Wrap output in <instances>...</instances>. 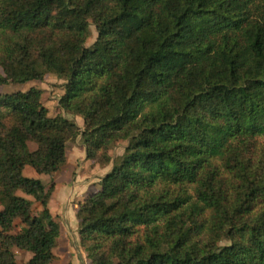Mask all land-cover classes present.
<instances>
[{
  "label": "trees",
  "instance_id": "obj_1",
  "mask_svg": "<svg viewBox=\"0 0 264 264\" xmlns=\"http://www.w3.org/2000/svg\"><path fill=\"white\" fill-rule=\"evenodd\" d=\"M0 68L65 80L85 127L0 94V264L53 263L56 185L24 171L54 176L78 136L101 165L128 141L79 205L88 264H264V0H0Z\"/></svg>",
  "mask_w": 264,
  "mask_h": 264
},
{
  "label": "rangeland",
  "instance_id": "obj_2",
  "mask_svg": "<svg viewBox=\"0 0 264 264\" xmlns=\"http://www.w3.org/2000/svg\"><path fill=\"white\" fill-rule=\"evenodd\" d=\"M90 30H91V37L87 42V47L89 48H91L94 45V43L98 38L96 27L93 24L90 26ZM2 77H5V74L3 70L0 68V79ZM65 86H66L65 80L59 78L55 74H49L44 78L43 81H33L25 85H18L13 83L0 84V94L2 95L13 94L18 91L27 92L33 88L41 90L42 91L41 101L43 105L46 108H48L51 117L64 116L70 120H74L78 124V126L83 130L85 127L82 117L67 113L60 107V100L65 94ZM29 146L32 151L37 149V145L35 143H30ZM127 147H128L127 140L120 141L110 151V156L112 158L111 163L101 165L99 163H95L94 161L90 160L91 163L88 166H84L83 168V164H81V162L86 158L87 155H86V149L84 147L82 136H78L68 143V150H67V157L69 161L68 170L72 171V178L70 180V184L75 185V187L81 186L82 190L85 191L82 192V194L76 195V198L74 200L70 198V195L68 196L70 198L69 201L71 203V207H73L74 210L78 208L79 200H81L84 197H88L89 195H92L101 189L100 186L101 180L109 172L112 171L114 160H116L118 157L123 156ZM24 174L28 178H31L32 176L31 174H33V177L37 180H41L47 186V188H49L52 185V183H55L56 176H45L44 178H42L43 176L42 177L38 176L31 167H29ZM33 177L31 179H33ZM30 200L34 202L32 198H30ZM33 208L35 212L38 213L40 207L37 203L34 202ZM56 209L57 211L64 209V204L63 205L58 204L56 206ZM221 244H225V243H221ZM65 246L69 247V250H62L61 248L56 250L55 258L52 264L60 263V261L62 260L61 254L67 255L68 257H70V259L74 260V263L76 264H87L85 258L80 253V248L76 245V242L74 246L72 243H70L69 245L68 242L64 241V247ZM20 257H21L19 258L20 263H22L21 261L27 259L26 257L23 256Z\"/></svg>",
  "mask_w": 264,
  "mask_h": 264
},
{
  "label": "crops",
  "instance_id": "obj_3",
  "mask_svg": "<svg viewBox=\"0 0 264 264\" xmlns=\"http://www.w3.org/2000/svg\"><path fill=\"white\" fill-rule=\"evenodd\" d=\"M35 151V150H34ZM87 158V156H86ZM84 159L81 164L84 166H88L91 161L88 159ZM88 160V161H86ZM85 161V162H84ZM69 162V161H68ZM68 162L67 165L57 174H55V191L53 192L51 202H50V211L55 218V220L60 225V238L58 241L57 248L54 251V254L56 250L62 249V250H69V247H64V241L72 243L75 246L76 245L80 248V253L83 255V257L86 260V263L88 264V260L86 257V254L83 252V250L80 247V237H79V228H80V221L78 219L77 213L79 210L80 203H83L87 197L82 198L78 202V208L74 210L73 207H71L70 198L73 200L76 198V195L82 194V192H85L82 190L81 186H76L70 184V180L72 178V171L68 170ZM29 167H27L24 171V173L28 170ZM32 168V167H31ZM33 169V168H32ZM34 170V169H33ZM34 172L37 174V172L34 170ZM31 178L33 177V174H31ZM38 175V174H37ZM40 176V175H38ZM42 177V176H40ZM43 176L42 178H44ZM33 179H35L33 177ZM82 190V191H81ZM70 195V198L68 197ZM82 197V195H81ZM69 202V203H68ZM67 203V204H66ZM58 204H64V209L58 210L56 209V206ZM66 204V205H65ZM78 219V220H77ZM17 253V260L21 258L20 256L26 257V260L21 261L22 263L28 262L31 259V254L24 253L22 251H16ZM62 260L59 264H76L74 263V260L70 259L67 255L61 254Z\"/></svg>",
  "mask_w": 264,
  "mask_h": 264
}]
</instances>
